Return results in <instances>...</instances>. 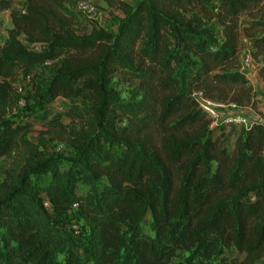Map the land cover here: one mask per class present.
<instances>
[{"label": "trees", "instance_id": "trees-1", "mask_svg": "<svg viewBox=\"0 0 264 264\" xmlns=\"http://www.w3.org/2000/svg\"><path fill=\"white\" fill-rule=\"evenodd\" d=\"M104 1L123 14L114 32L77 33L74 0H25L22 9L0 0L11 22L0 45V159L8 160L0 170V264H61L62 250L63 264H86L77 248L91 264H169L193 249L199 264L213 257L214 264H258L264 123L254 122L230 153L189 92L251 103L246 76L232 68L239 17L263 0ZM253 46H264V35ZM58 58L32 119L62 131L63 116L77 124L70 132L75 153L64 166L41 148L45 140L28 139L32 125L14 112L11 82ZM181 65L193 70L184 89ZM258 73L264 83V59ZM123 81L131 84L126 95ZM57 98L68 101L65 111H53ZM70 219L84 224L85 241L62 228Z\"/></svg>", "mask_w": 264, "mask_h": 264}, {"label": "rangeland", "instance_id": "rangeland-1", "mask_svg": "<svg viewBox=\"0 0 264 264\" xmlns=\"http://www.w3.org/2000/svg\"><path fill=\"white\" fill-rule=\"evenodd\" d=\"M74 6H70L71 14L73 15V29L77 33L90 32L92 29H103L109 32H114L117 27L118 20L123 17L122 12L116 8L115 5L109 4L104 0H91L97 7L99 18L96 21L88 22L83 16L76 10V0ZM132 5L136 0H118ZM25 5V0H14L13 7L15 9H22ZM213 7H216V3H213ZM264 22V0L261 4L250 7L245 14L239 17V31L241 32V42L238 51L237 65L232 70H246L248 74L246 76L247 87H251V103L243 107L236 109L228 106L229 103H224L225 108L228 111L229 116L240 117L243 121L233 124L229 127H221L220 124L217 126L210 124L208 125L211 130L213 137L219 139L220 144L226 148L230 153L233 152L234 148L244 138L245 131L254 124V122L264 123V103L262 94H264V83L259 76V70L262 66V60L264 59V46H253V41L264 35V26L259 28H253L249 30L253 22ZM11 28L9 11L0 12V45L4 42L7 36V30ZM208 28L215 32L217 37H221V29L216 21L208 23ZM246 29V31L244 30ZM248 29V31H247ZM212 50L215 47L211 48ZM250 57V63L246 62L247 57ZM56 64H52L47 67H37L27 72H20L11 79L13 84V98H14V112L15 114H22V120H30L31 129L29 130L27 137L32 142H38L39 140H45V147H41L45 150V153L51 155L53 158L62 165H66L68 161L73 157L75 151L71 147L70 132L71 130L76 131L77 124L73 123L68 117L63 116L60 120L61 124L65 127L62 131L58 127H47L44 122L32 119V116L39 110L40 101L39 98L45 90L46 82L53 76L56 71ZM191 68H184L182 65L177 67V77L179 79L180 87L185 88L186 80L192 73ZM28 78V80H27ZM119 88L127 94L130 91L131 84L123 81ZM194 90H190L189 94ZM231 103V102H230ZM234 104V103H231ZM69 106V103L64 98H57L51 105L53 111L63 112ZM208 119V118H207ZM240 119V120H241ZM8 160L0 159V170L6 166L5 163ZM39 182H47L48 177H39ZM75 221V220H74ZM77 224L81 229L79 237L85 241L87 237V229L81 221L73 222L70 219L66 225L62 228L67 234L72 233V226ZM128 228L127 225L125 227ZM144 229L148 233V219L144 223ZM76 254L86 264H91L89 255L82 249H75ZM235 256L233 249L227 248L225 250V257L232 259ZM57 261L61 264L64 263V250L58 253ZM200 260L194 254V249L191 251H180L177 256L169 264H199ZM218 257H213L211 263H217ZM264 264V258L258 263Z\"/></svg>", "mask_w": 264, "mask_h": 264}, {"label": "built area", "instance_id": "built-area-1", "mask_svg": "<svg viewBox=\"0 0 264 264\" xmlns=\"http://www.w3.org/2000/svg\"><path fill=\"white\" fill-rule=\"evenodd\" d=\"M76 10L83 16V18L88 22H93L98 20L99 13L96 5L91 0H76ZM250 57L246 59L247 63H250ZM53 64V60L47 61L44 63L46 66ZM28 80V78H27ZM190 95L195 99L197 107L206 115L209 120L210 127L212 125L217 126L218 124L221 127H229L233 124L242 122L243 120L240 117L229 116L228 111L225 108L224 103H217L206 97L201 90H194ZM228 106L236 109L235 104L229 103ZM241 119V120H240ZM239 121V122H237ZM43 205L46 209L49 208L48 202L45 200ZM77 208V204L72 205V210ZM76 221V220H75ZM73 219V222H75ZM72 234L78 236L81 229L77 224L72 226Z\"/></svg>", "mask_w": 264, "mask_h": 264}, {"label": "crops", "instance_id": "crops-1", "mask_svg": "<svg viewBox=\"0 0 264 264\" xmlns=\"http://www.w3.org/2000/svg\"><path fill=\"white\" fill-rule=\"evenodd\" d=\"M61 62H62V58H58V59L53 60V64H56V67H57V68L60 66ZM42 67H47V66L43 64ZM57 68H56V69H57ZM20 72H22V71H20ZM20 72H19V73H20ZM19 73H18V74H19ZM11 79H12V78H11Z\"/></svg>", "mask_w": 264, "mask_h": 264}, {"label": "water", "instance_id": "water-1", "mask_svg": "<svg viewBox=\"0 0 264 264\" xmlns=\"http://www.w3.org/2000/svg\"><path fill=\"white\" fill-rule=\"evenodd\" d=\"M241 73H242L243 75H247V74H248V71H246V70H242Z\"/></svg>", "mask_w": 264, "mask_h": 264}]
</instances>
